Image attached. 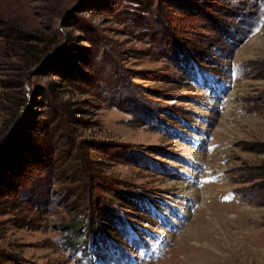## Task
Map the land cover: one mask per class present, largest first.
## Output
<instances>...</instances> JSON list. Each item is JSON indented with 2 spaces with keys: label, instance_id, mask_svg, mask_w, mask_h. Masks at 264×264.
Returning <instances> with one entry per match:
<instances>
[{
  "label": "rangeland",
  "instance_id": "1",
  "mask_svg": "<svg viewBox=\"0 0 264 264\" xmlns=\"http://www.w3.org/2000/svg\"><path fill=\"white\" fill-rule=\"evenodd\" d=\"M9 26L61 34L57 76L23 75ZM39 89L94 176L133 197L101 221L24 154L0 187V264H264V0H0V151L12 111L42 124Z\"/></svg>",
  "mask_w": 264,
  "mask_h": 264
},
{
  "label": "trees",
  "instance_id": "2",
  "mask_svg": "<svg viewBox=\"0 0 264 264\" xmlns=\"http://www.w3.org/2000/svg\"><path fill=\"white\" fill-rule=\"evenodd\" d=\"M5 28L8 32H19L20 34L14 38L17 43L16 45H11L10 52L13 53L12 57L15 58L16 62L24 63L22 68L23 75L33 67L38 68L40 71L44 70L50 76H57V71L53 67L56 62L55 60L52 61L54 58L53 55H51V52L54 51L55 48L61 46L60 39L58 38V36L61 35L59 32L52 31V38L47 42L44 40L42 41L34 32L20 31V29L13 26ZM38 45H41L39 49H37ZM184 56H186V54H184ZM65 63L68 66H72L71 58L69 57ZM71 71L73 78L76 74L73 73V69ZM23 75L20 76L22 77ZM73 80L74 78L69 81L71 87ZM56 85H60L59 88L63 87L62 81H58ZM7 86L11 89L22 88V84H19V82L16 83L15 86ZM39 90H41V92L39 91L38 93H35V95L45 100L46 103L42 102L41 104L48 111V113H45L47 116L42 124H39V127L35 124L32 125V123L29 122L31 118H35L30 112L25 115L26 112L19 111L20 113L16 116L14 111L11 113V111L7 110L8 113H11L8 130H10V127L14 124L13 136L14 134L16 135L15 137L9 136L8 138L6 137L5 140L3 139L4 150L0 151V187L7 183V181L12 180V178L15 177L14 174H20V171L16 170V168L20 167V163L25 162V157H22L24 154L31 152L33 155L36 153V155L38 154L40 157V153H42L41 155L43 158L47 159L46 164L49 166V176L57 182L58 190L64 194L63 200H65V202L70 200H72L70 204H77L80 202L81 207H83L82 210L88 208L91 214L93 215L95 213V217H98L99 220L112 222L114 216L111 214L112 211L109 208L115 204L116 200H122V197H133V193H130L129 190L123 192V189H120L116 185L114 186L113 182L109 184L100 182V180L96 178V168L94 176L91 170L93 160L92 157H88L89 153L87 151V144L77 142L73 137V133L68 131L72 128L70 125L71 119H69L71 112L57 104V97L55 99H50L48 103V95H46L43 89ZM22 105L23 103H19L17 106L19 108ZM34 133H39L41 138L47 139L44 142V145L39 148L35 143L34 145L31 143L32 138L30 135ZM43 135L44 137H42ZM1 145L2 144H0V146ZM95 150H97V145H95ZM55 154H57V157L60 159H57L52 163L51 158L55 157ZM83 160L85 163H82L84 162ZM74 165L77 169H73ZM7 177H11V179H7ZM50 178L46 184L48 188H51L54 185V183L50 182ZM12 190L13 188L10 187L7 191L11 192ZM93 190H95V198L91 193ZM101 191H105L109 198L104 199ZM128 193H130V195H127ZM102 202L104 203V206L99 205ZM97 207L99 208L97 209ZM92 226H94V223ZM93 230H95L94 232H99V229H95V227L92 229L91 227L90 234L93 233Z\"/></svg>",
  "mask_w": 264,
  "mask_h": 264
}]
</instances>
